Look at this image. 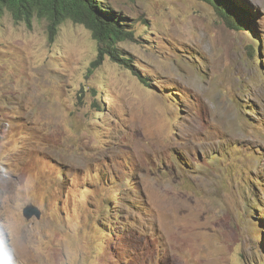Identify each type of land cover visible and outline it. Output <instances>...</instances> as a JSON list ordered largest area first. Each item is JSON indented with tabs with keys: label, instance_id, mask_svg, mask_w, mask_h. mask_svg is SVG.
<instances>
[{
	"label": "rangeland",
	"instance_id": "1",
	"mask_svg": "<svg viewBox=\"0 0 264 264\" xmlns=\"http://www.w3.org/2000/svg\"><path fill=\"white\" fill-rule=\"evenodd\" d=\"M107 1L94 66L84 25L0 16V264H264V0Z\"/></svg>",
	"mask_w": 264,
	"mask_h": 264
},
{
	"label": "trees",
	"instance_id": "2",
	"mask_svg": "<svg viewBox=\"0 0 264 264\" xmlns=\"http://www.w3.org/2000/svg\"><path fill=\"white\" fill-rule=\"evenodd\" d=\"M205 1L214 6L227 26L236 30L247 29V26L243 28L242 23L249 21L248 11L234 0ZM5 12L10 13L15 21L24 20L28 24L33 17H44L49 21L50 29L65 20L84 25L98 43V55L92 66L99 63L104 54L110 55L114 60H121L116 44L132 35L126 29V24L122 23L125 18L114 12L107 0H0V16ZM234 15L239 17L240 24ZM137 76L141 83L150 86L149 79L141 74Z\"/></svg>",
	"mask_w": 264,
	"mask_h": 264
},
{
	"label": "water",
	"instance_id": "3",
	"mask_svg": "<svg viewBox=\"0 0 264 264\" xmlns=\"http://www.w3.org/2000/svg\"><path fill=\"white\" fill-rule=\"evenodd\" d=\"M22 214L26 219H29L32 216L39 217L40 211L34 204L29 203L22 208Z\"/></svg>",
	"mask_w": 264,
	"mask_h": 264
}]
</instances>
